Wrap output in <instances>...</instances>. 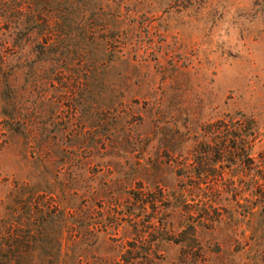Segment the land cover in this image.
I'll return each mask as SVG.
<instances>
[{
    "label": "rangeland",
    "instance_id": "374dc122",
    "mask_svg": "<svg viewBox=\"0 0 264 264\" xmlns=\"http://www.w3.org/2000/svg\"><path fill=\"white\" fill-rule=\"evenodd\" d=\"M25 1L55 5L0 0V53ZM83 18L92 40L68 23L62 54L34 56V33L0 60V264H264L243 205L259 176L213 131L264 127V0H88Z\"/></svg>",
    "mask_w": 264,
    "mask_h": 264
},
{
    "label": "trees",
    "instance_id": "16d2710c",
    "mask_svg": "<svg viewBox=\"0 0 264 264\" xmlns=\"http://www.w3.org/2000/svg\"><path fill=\"white\" fill-rule=\"evenodd\" d=\"M33 3H41L43 10L45 5L49 3V0H33ZM54 3V8L51 14L43 15L40 12H35V9L30 8V2L25 1L27 5V11H22L20 4L16 5L10 13L3 14L5 18V25L3 31L11 38V43L3 40V50L0 53V60L5 61L8 57H15L18 52L19 41L30 40L34 33H39L41 41L32 44L30 46L31 53L34 56H41V59H48L53 51L52 44L56 41L60 45L59 53L62 54L64 48V26L68 23L71 24L74 30L77 31V41L83 40L88 42L92 40L95 34L94 26L88 24L83 18L84 11L88 0H50ZM22 11V12H21ZM43 15V16H42ZM41 19V29L36 30V26L41 23L38 19ZM85 20V21H84ZM67 22V23H66ZM58 23V24H53ZM40 25V24H39ZM57 25L56 28L53 26ZM3 32V33H4ZM79 55L81 53H78ZM213 131L218 134L220 131H225V135L229 137L231 144L217 146L215 151L227 156L230 160H236L237 164L241 161H246V168L255 170V173L259 176L260 183L256 190H254L252 196L245 195L243 198L244 215L250 217L252 215H258L264 222V127L252 124L250 119H245L240 122L235 128L225 127L215 123ZM222 129V130H221ZM224 129V130H223ZM209 148H202L203 152L208 151ZM210 150V149H209ZM254 154L256 156H254ZM236 162L234 163V165ZM237 192L233 191V200L238 203ZM43 196H36L37 203ZM46 210H39L37 214L36 231L37 236L33 237L32 242L42 243L47 240L48 224L53 221V216L57 213L54 210L53 204L45 206ZM13 244L17 246V243L27 244L28 240L21 237V240L14 238ZM11 251V250H10ZM14 251V250H13ZM47 255V259L50 255ZM1 256V254H0ZM6 257H16L17 253L12 252L10 255L6 253ZM46 257V256H45ZM51 257V256H50ZM44 261V260H43ZM6 264V260L4 263Z\"/></svg>",
    "mask_w": 264,
    "mask_h": 264
}]
</instances>
